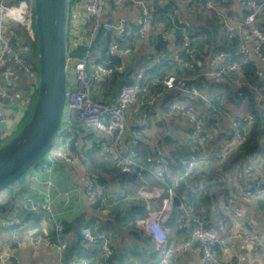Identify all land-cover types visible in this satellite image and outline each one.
I'll use <instances>...</instances> for the list:
<instances>
[{
	"label": "built area",
	"instance_id": "1",
	"mask_svg": "<svg viewBox=\"0 0 264 264\" xmlns=\"http://www.w3.org/2000/svg\"><path fill=\"white\" fill-rule=\"evenodd\" d=\"M27 0H19L18 3H9L8 0H0V95L4 98L7 91L13 89L14 75L6 60H12L15 64L23 67L25 74L36 84L38 82V68L25 63V56L30 50V43L26 42L17 48L11 35L8 32V21L13 20L22 25L26 31L29 40H36V31L34 26V9ZM125 1L132 2L140 7V17L136 24L139 27L138 33H144L146 22L150 17V11L144 0H114L115 3ZM221 1L224 0H185L189 4L191 11L200 13L213 12L217 15L221 23V33L228 37L229 50H216L212 52L213 57L209 59L210 65L217 69L218 74H228L230 76H244L241 65L235 64L237 56L242 57V64H253L256 67L258 75L257 82L264 83V23L259 20L260 13L264 8V0H238V3L245 8L242 18L231 20V18L221 9ZM107 0H86L85 14L82 28L75 23L69 26L67 39V69L69 78V89L66 102V109L61 131L56 140L49 148L48 154L44 159V166L50 172L53 169L55 161L62 160L67 164H72L76 160L75 148L78 147L74 141L75 134L79 130L97 131L106 134L110 147V154L115 155V163L119 166L121 174H130L134 176L133 183L136 191L129 196L125 191L119 195L109 193L102 185L96 171L86 169L82 166L83 175L86 177L85 196L91 206L95 207L99 213L110 212V210L120 203L122 198H144L147 201V214L144 217L136 219L135 225L140 231L149 235L151 242L156 250L160 252V257L155 264H169L174 256L183 254L191 239H198L201 243V259L204 264H236L233 259H225L219 255L218 247L226 249L228 238H222L217 231L215 224L207 222L205 217L196 212L192 206L183 200L178 189L183 180L186 184L189 180L188 190L190 197L194 196L198 190L203 189L207 174H210L208 167L220 162L225 158L223 153L213 152L210 149L208 140L212 137L210 131L204 128L203 118L200 115L197 106L194 103L195 98H200L206 102L207 106L214 112H220V102L215 103L214 97L219 96L211 89L208 84L200 85L192 76H184L177 69L173 68L162 76H155L149 80L148 71L152 67L160 66L171 61L176 67L185 66L191 68V61L197 63L202 61V56L198 43H195V36H191L189 31H193V25L187 18L188 12L175 8L172 12L174 19L172 25H165L161 30V36L169 41L167 48L156 53L147 55L146 72H138L136 77L119 86L115 99L105 100L98 96V82L116 73H122L125 69L123 61H114L111 57L99 59L94 57L90 50L80 53L81 47L87 45L92 47L97 34L101 31L105 33H114L120 39H126V43L132 40L133 29L131 21L121 16L116 20L105 19ZM29 3V6H28ZM187 15V16H186ZM189 17V16H188ZM178 31L184 35L183 43L177 47L176 39ZM194 33V31L192 32ZM136 39V38H134ZM256 40L255 49L258 53V59L251 55L248 44L251 40ZM129 41V42H130ZM171 46L179 49L173 50ZM114 54L131 53L133 46L113 47ZM110 54V52H108ZM146 67V68H147ZM235 70L237 71L235 73ZM234 71V73H231ZM152 85H155L157 91L152 92ZM171 93H182L194 96L193 102L178 100V103L169 105V113L177 117H186L189 120V133L197 140V144L191 147V150L184 156L180 165H175L171 161L168 152L160 145L155 146L153 152L154 158L150 164H138L135 157L137 150L128 151L124 145V136L127 132V115L130 110L137 111L141 106L142 120L138 127L132 129L134 136L140 137V131L143 126H147L149 118H156L154 106H150L157 97L164 91ZM259 102L264 103V84L258 88ZM146 96V97H145ZM222 96V95H221ZM145 97V98H144ZM218 101L219 97H218ZM25 100L22 99L24 104ZM142 103V104H141ZM150 107V108H149ZM152 113L149 114V113ZM13 114H2L1 120L8 122L13 118ZM255 121L253 112L247 113L244 117H237L233 122L234 138L240 145L252 123ZM14 134V131L0 127V144L6 141ZM75 148H74V147ZM92 146L80 149V157L85 158L86 150ZM178 166V167H177ZM201 169V179H192L193 173ZM148 169V170H147ZM150 172L152 177L160 181V185L150 183V178L146 172ZM238 172V181L245 182V175ZM191 179V180H190ZM216 180L215 178L208 179ZM246 195L251 199H260L264 205V185H255L254 183L244 184ZM123 190V189H122ZM105 191V192H104ZM207 193V191L205 192ZM151 200L157 201V209L151 208ZM190 200V198H189ZM218 202L222 211L225 213H236L244 217L246 207L238 205L235 197L220 194ZM190 205V206H189ZM50 197L39 200L38 198L25 201L24 212H38L54 221L55 238L58 239L61 248L67 246V241L62 234L65 230V223L62 219L53 216ZM175 221L179 230H190L188 239L181 247H176L170 242V229L168 222ZM25 223V217L12 216L2 219V224L7 226L22 227ZM246 229H238L232 232L229 238L243 239L252 245L254 253L264 259V232L255 227L249 219H245ZM31 244L38 249L44 245L53 244L51 235L46 231H37L31 234ZM100 243V263L92 260L76 261L72 263L61 264H110L114 248L108 235L104 232H93L90 226H84L81 229V243L83 245ZM17 247L19 243L15 241L10 246L0 247V264H23L18 258Z\"/></svg>",
	"mask_w": 264,
	"mask_h": 264
},
{
	"label": "crops",
	"instance_id": "2",
	"mask_svg": "<svg viewBox=\"0 0 264 264\" xmlns=\"http://www.w3.org/2000/svg\"><path fill=\"white\" fill-rule=\"evenodd\" d=\"M175 1V8H179L182 11L193 12L191 11L189 4L185 3V0H174V3ZM144 2L150 11V17L146 22V29L144 33H138L139 27L137 24L135 25L140 17V7L138 5L129 1L115 3L114 0H107L106 2L107 8L104 16L105 19L116 20L121 16H125L131 22L135 23L131 25L133 32L130 34V37L132 35V40H129L130 42L128 41L129 45L131 43L134 44L131 53L123 54L122 56L120 54H114L116 52L115 50L111 51L110 54L108 51L101 52L99 56H97L99 59H107L109 57L117 60L121 59L120 61H123L126 66L124 71L120 73V76L115 77V75H111L98 82V96L102 99H115L119 90V85L122 82L134 79L138 72L142 70H145L146 72L148 71L147 55L159 52L155 48L157 36L158 34L161 35V30L165 25L169 23V25H172L171 21L174 19V17H172L173 10L170 14L169 21H162L160 19L161 16L166 15L162 9L165 0H155L156 7L153 6L154 0H144ZM85 3L86 0H70L69 26L77 23L82 28L84 14L86 11ZM220 6L221 9L231 18V20L242 18L245 12V8L238 3V0L221 1ZM187 18L189 19L188 16ZM259 20L264 23V8L260 13ZM7 26L8 32L14 42L19 40L20 43L22 42L20 45L26 42L30 43L22 25L13 20H9ZM178 34L182 33L178 32ZM135 35H137V37H135ZM95 39L93 42L94 45L96 44ZM116 39H118V42ZM183 39V34L182 39H176V43L178 44L177 47H179L180 43H183ZM110 40L112 49L115 46L118 48L126 47V39H120L115 34H112ZM227 45H229L228 39ZM255 45L256 40L253 39L249 42L248 48L251 55L258 59V53L256 52ZM177 47L171 46L173 50L180 48ZM99 48L102 47L99 46ZM214 51L216 50H207V52L210 53ZM200 52L201 56H205L207 53H205L203 49H200ZM207 55L209 56V54ZM205 58L206 61L209 60V57ZM6 63L11 67L14 75L13 89L10 90L13 94L8 107L3 106L0 103V127L5 126L15 133L32 109L33 100L36 94V84L25 74V72L20 70L19 65L15 64L12 60L7 59ZM161 66L163 67L164 65L152 68L155 69ZM178 68L179 67H176L175 69L179 72ZM191 70L192 68L186 67L184 72H181V74L184 76H195L196 74L190 75ZM109 86L111 88H109ZM115 87L117 90H115ZM222 88H220V90ZM234 88H236L235 85ZM256 88L257 89L253 90V96L256 101H254V103L264 108V103H260L258 99L260 93L258 91L259 86H256ZM220 90L217 91L216 88H214L213 91L218 95L223 92H220ZM155 91H157V88L155 85H152V92ZM169 93L170 92L165 90L162 95L159 96L155 107V109L159 112V118H153L146 127H140L141 131L139 138L133 136L132 129L138 127L140 124V121L142 120L141 112L143 107L140 106L137 111L130 110L128 112L126 120L128 128L124 136V145L129 152L134 149L138 151L137 156H135V154H131V152L129 153L131 154V157H135L138 164H150L155 155L153 154L155 146L160 145L165 148L168 153L169 151H173V156L176 160H179L175 163V165H179L180 159L185 154L187 155L192 146L197 144V140L189 133V120L187 121L186 117L181 116H178L177 120L169 113V101L166 103V96L170 95ZM218 97L219 96L214 97L216 104L218 102ZM22 99L25 100L24 104L22 103ZM179 100L185 101V99ZM0 102L6 104V102L1 99ZM194 103L196 104V101ZM228 104L229 107H231L229 99ZM224 107L227 108L226 103ZM211 111L212 114L204 111L207 116L203 118L204 128L212 134L208 143L213 152L223 153L225 155L224 159L215 164L223 163L228 165L229 159L227 158V154L231 153L232 155L237 156V150L239 149V145L234 138L235 130L233 122L231 120L228 122L229 125L225 127V123H222V118L218 116V114L213 115L214 111ZM2 114H13L14 117L8 122H3L1 120ZM163 119L164 126L161 125V128L156 127L155 122H159V120ZM170 122L172 123V126L170 125ZM163 131H165V134ZM73 137L74 141L78 144L77 148L73 146L76 154V160L74 163L67 164L62 160H58L53 164V169L50 172L46 167L43 168L45 160L35 163V167L38 171L44 172L48 175V178H46L43 182V185L37 183L38 176L36 174L30 175L27 182L18 180L19 182L1 187L0 247L10 246L17 241L19 243V247H17L18 258L23 262V264H61L85 260H92L100 263L101 257L98 254L100 253L99 242H94L88 245L78 243L81 229L87 225L90 226L95 233L104 232L108 235V237L110 236L109 239L113 242L112 246L114 248L113 254L109 259L110 264H152L153 261L157 262L160 257V252L154 248L149 235L140 231L139 227L135 225L137 218L144 217L147 214V203L144 198H122L120 199L121 205L114 208L116 206L115 205L111 210V214V211L102 213L97 212L95 207L89 205L85 196L84 190L86 177L83 175L82 166L86 169L96 171L101 184H103L102 186L111 194L119 195L120 192L126 190L128 195L132 196L136 191V186L133 183L135 180L134 176H131L130 174H121L118 164L115 163V155L110 154V145L108 143L107 135L97 131L79 130ZM89 144H92V146L86 150L85 158L81 159L80 149L88 147ZM170 144L174 145V150L172 151L169 146ZM95 149L99 150L96 151ZM259 149L261 150H259L258 153H251L243 157L240 156L241 158L238 159L237 163H235L234 168L221 169L217 172L218 174L222 173L224 176L223 179H220L219 176L218 179L215 178L216 180L207 181L213 177L211 174H207L206 183L203 189L198 190V192L194 194V196L197 195L198 197V199L195 200V206L194 202H190L192 208L194 210L196 209V212L203 215L208 223L216 225L217 231L222 238H228L227 248L222 249L218 247L217 249L221 257L225 259H233L236 264H264V259L254 253L250 243H247L240 238H229L233 231L246 229V225L244 223L246 218L249 219L255 227L264 232L263 201L252 197L251 199L248 198L244 187L245 183L264 185V161H261L260 158L264 154V145ZM141 159L145 161L141 162ZM230 159H232V157ZM240 171H242L241 173L245 175L246 180L244 183L238 181L237 174ZM201 173L202 170L200 168L197 169L191 176L192 179L200 180ZM146 175H148L147 179H151V184H155V186L160 185V181L152 177L149 171L146 172ZM219 181L221 183L216 185ZM126 182H128V186L125 184ZM188 186L189 180L187 184L185 183L182 191H180V188L178 189L179 196L187 202L191 201L193 197H190L191 193L188 190ZM57 188H59V194L64 197V200L58 204L54 203L52 199L54 198L53 191ZM206 191L207 193H205ZM220 194L233 196L237 200L238 205L246 207L244 217L239 216L236 213L231 214L222 211L220 203L218 202V196ZM201 196L206 199L207 197L211 198V202H207V200L201 201ZM35 197L39 200L50 197L53 216L57 219H62L65 223V230L62 236L67 241L66 247L61 248L58 239L55 238L56 235L53 220L49 219L47 215L45 216L43 212H24L25 210L23 205L25 201L28 199H34ZM153 202L157 205L156 200ZM154 205L151 203V208H154ZM141 209L144 211L137 212V216L134 215L135 211H140ZM127 214L136 217L133 219L128 218L130 221H126L123 218H125ZM12 216H24V225L22 227H14L2 224V219H7ZM167 224L170 229V242L174 246L181 247L188 239H191L189 236L190 230H188L187 233L188 228L179 230L174 220L168 222ZM45 228L53 234L51 235V239L54 243L44 245L36 249L31 244V234L37 231H42ZM169 264H204L201 259L200 241L198 239H191L190 243L187 245L186 251L183 252V254L174 256L171 261H169Z\"/></svg>",
	"mask_w": 264,
	"mask_h": 264
},
{
	"label": "water",
	"instance_id": "3",
	"mask_svg": "<svg viewBox=\"0 0 264 264\" xmlns=\"http://www.w3.org/2000/svg\"><path fill=\"white\" fill-rule=\"evenodd\" d=\"M70 0H32L37 38L38 82L32 109L19 130L0 144V186L48 152L63 124L69 89L67 39ZM169 41L157 36V51ZM13 92L0 99L6 104ZM182 181L180 191L183 190Z\"/></svg>",
	"mask_w": 264,
	"mask_h": 264
},
{
	"label": "trees",
	"instance_id": "4",
	"mask_svg": "<svg viewBox=\"0 0 264 264\" xmlns=\"http://www.w3.org/2000/svg\"><path fill=\"white\" fill-rule=\"evenodd\" d=\"M27 1L29 2L30 0H27ZM8 2L16 4V3L19 2V0H8ZM153 6L156 7L155 0H154V5ZM175 6H176V1L174 3V0H165L164 6L162 7V9L166 13V15L161 16L160 19L162 21H166V20L169 21L170 20V14H171L172 10L174 11ZM199 14H201V13L200 12L199 13L195 12L194 15H190L192 17L191 22H192V25H193L194 33H192L193 31H189L191 36H195L196 37L194 41H195V43H198L199 48L200 49H204V46H205V47L208 48L209 51H213V50H229L230 48H229V45H227V39H228L227 36H225L224 38L222 37V40H221L220 44L215 45V46L212 45L211 47L207 46L208 43H217L216 40H218L222 36L220 34L219 29H218L219 28L218 26H220L221 23L218 21V18H217L216 14L214 15L216 18L212 15L213 13H207L206 16L204 15L206 17L205 18L206 22H204V21H202V20H200L198 18V16H200ZM211 16H213V17H211ZM211 22H213L215 24L213 29L210 28V25H211L210 23ZM112 34H114V33H112ZM112 34L111 33L107 34V33L99 32V34L97 35V37L95 39L96 44L94 45V43H93L94 46L92 45V47H90V48L87 45H84L83 47H81L80 53H82V52H84L86 50H90L92 52L93 56L97 57V56H99V54L101 52H107V51L111 52L112 51V45L110 44V42H111L110 39H111ZM203 36H205V38H203ZM135 37H137V35H135ZM177 39H179V40L182 39V34H178L177 35ZM116 41L118 42V39H116ZM14 43H15V46L17 48H19V46H20V44L22 42L20 43V41L18 40V41H15ZM125 45H129V44L126 43ZM125 45H123V46H125ZM130 45L133 46L134 44L131 43ZM99 46L102 47V48H99ZM206 52H207V50H205V53ZM113 60L118 62L121 59L117 60V59L114 58ZM36 62H37V39L36 40H30V50L27 52V54L25 56V63L27 65L35 66ZM234 62L237 65H241V67L243 69L242 73L244 74V76L241 77V80L244 81L246 84L243 85L241 88H239L234 82H232V84L235 85L236 90L233 91L232 95L231 94L229 95V97H228L229 101L232 102L236 107L243 108L242 107V103L244 101L243 99L248 97V101H250V103H251L250 111L255 114V121L252 123L251 128H249V131L245 135V138H244L243 142L239 145L240 147L237 150L238 151L237 152V156L238 157L236 156L234 158L232 164L229 165V162H228V165L223 164V163H219V164L213 165L212 167L211 166L208 167V170H209L211 176H213L212 178H217V179H218L217 176H219V174L217 172H219L221 169H228V168L232 169V168H234L235 167V161L240 159L241 158L240 156L243 157V156H247L248 154H251V153L252 154L258 153L259 148L264 145V108L261 107L260 105L254 103L255 97L253 96V90L257 89L256 86H259L261 88L264 83H262L261 81L257 82L258 75L256 73V67L253 64H248V65L242 64V57L241 56H237V58H235ZM163 65H164L163 67L161 66V67H158V68H155V69L151 68L150 71H148L149 78H147L146 80H149V79H151V78H153L155 76H162V75L166 74L167 72H169L170 70H172L173 68H176L175 64L173 62H171V61H169V62H167L166 64H163ZM19 67H20V70H22L24 72L23 67L20 66V65H19ZM236 72L237 71L235 70V73ZM231 73H234V71H231ZM114 75H115V77H117V76H120V73L118 72V73H116ZM229 77H232V76L229 75ZM115 79H117V78H115ZM122 83H126V81H124ZM220 88H222V87H217L216 90L219 91ZM115 90H117L116 87H115ZM231 90H233V88H231ZM171 94L175 95L177 93H171ZM233 94L236 95V96L238 95L239 97H237V99L233 100L234 99L233 98ZM180 98L182 100V99L185 98V96H180ZM238 98H242V99L238 100ZM192 100H194V98ZM195 101H196L197 110H198L200 115H202L204 117L207 116V114L205 115L204 111L207 112V113L210 112V114H212L211 108H209L207 106L205 101H203L200 98H195ZM174 102L175 101L170 102V107L172 105L178 103V102H176V103H174ZM172 103H174V104H172ZM30 112H31V110H30ZM222 113L226 114L225 111L223 110L222 106L220 108V112H213V114H218L219 116ZM29 115H30V113H29ZM29 115H28V117H29ZM171 116L178 120V117L175 114H172ZM184 156H186V154ZM44 158L45 157H43V159ZM260 158H261V161H264V154ZM181 159H180V161H181ZM144 161L145 160L141 159V162H144ZM147 164H149V163H147ZM179 165H180V163H179ZM43 168H45L44 163H43ZM213 171H215V174H212ZM18 177L19 176H17L16 178H14L12 181H10L9 183L5 184L4 186H7L8 184L14 182ZM220 183L221 182L219 181L216 185H218ZM196 199H198L197 195L193 196L191 201H188V203L190 204V202H194V206H195V200ZM200 199H201V201L207 200V202H211V198H209V197H207V199H206V198H203L201 196ZM120 205H121V203L116 205L114 208H116L117 206H120ZM143 211H144L143 209H141L140 211H135L134 215H136L137 212H143ZM111 214H112V211H111ZM136 216H130V215L127 214V216L125 218H123V219L127 221L128 218H132L133 219ZM117 217H118V215H117ZM128 221H130V220H128ZM66 226H67V224H66ZM67 228H68V226H67ZM78 243L81 244V234H80V237L78 239ZM111 244H113L112 241H111ZM98 254H100V253H98ZM111 262H112V259H111ZM154 263L155 262L153 261L152 264H154Z\"/></svg>",
	"mask_w": 264,
	"mask_h": 264
},
{
	"label": "rangeland",
	"instance_id": "5",
	"mask_svg": "<svg viewBox=\"0 0 264 264\" xmlns=\"http://www.w3.org/2000/svg\"><path fill=\"white\" fill-rule=\"evenodd\" d=\"M28 6H29V3H28ZM190 10V9H189ZM194 13L195 12H188V15H189V21H190V23L192 24V22H191V19H192V17L190 16V15H194ZM198 13V12H197ZM209 13H213V12H209ZM200 16H198V18L200 19V20H202V21H204V22H206V20H205V16L207 15V13H201V14H199ZM202 15V16H201ZM205 15V16H204ZM213 16L215 15L214 13L212 14ZM213 16H211V17H213ZM215 17V16H214ZM216 18V17H215ZM133 23H135V22H131V25H133ZM211 25H210V28L211 29H213L214 28V26H215V24L213 23V22H211L210 23ZM135 25H136V23H135ZM219 28V31H220V34L222 35L218 40H216L217 41V43H208V47H211L212 45H218V44H220V42H221V40H222V37L224 38L225 36H224V34H222L221 33V26H218ZM203 38H205V36H203ZM204 51L205 50H208V48L207 47H205L204 46V49H203ZM207 54H209V56L207 55ZM211 56L213 57V54H211L210 52H207L206 54H205V56H202V61L201 62H199V63H197L196 61H191V63H192V70H191V73H190V75H195V76H192V77H194L195 78V81L198 83V84H200V85H204V84H208L210 87H211V89L212 90H214V88H217V87H223L221 90H220V92H222V93H219L218 95H219V102H220V104H221V106H222V108H223V110L225 111V113L226 114H224V113H222V114H220V117L222 118V123H225V127L227 126V125H229V123L228 122H230L231 120H232V122H234L235 120H237V117L238 116H240V117H244L247 113H249V112H251L250 111V107H251V103H250V101H248V97L247 98H244L243 100V103H242V107L243 108H241V107H236L232 102H231V107H229V104H228V97H229V95L231 94L232 95V93H233V91H235L236 90V88L234 89V85L232 84V82H234L239 88H241L243 85H245L246 83L244 82V81H242V80H240V77L239 76H232V77H229V73L228 74H218V73H216L217 72V69H215L213 66H211L210 65V62H209V60H205L206 58L205 57H209V59L211 58ZM35 67L36 68H38L39 69V65H38V60H37V62H36V65H35ZM179 69V72L181 73V72H184V70L186 69V67H184V66H181V67H179L178 68ZM121 75V74H120ZM111 83V82H110ZM120 86V85H119ZM249 86V85H248ZM250 87V86H249ZM109 88H111L110 86H109ZM231 88H233V90H231ZM110 90V89H109ZM178 95V96H177ZM222 95V96H221ZM180 96H185V101L187 102V103H189V102H192L193 100V98H194V96H192V95H185V94H182V93H177V94H175V95H172V94H170V95H167L166 97V103L168 102V104L170 105V102H172V101H175V102H178V100L179 99H181L180 98ZM237 97H239L238 95L236 96V95H234L233 94V100H235V99H237ZM35 98V97H34ZM159 99V97H157V99L150 105V106H154V112H155V117L156 118H159V112L155 109V107H156V104H157V100ZM240 99H242V98H238V100H240ZM33 102H34V100H33ZM230 102V101H229ZM3 106H9L10 104H3L2 102H0ZM166 103H165V105H166ZM225 103H226V107L227 108H225L224 107V105H225ZM224 104V105H223ZM150 108V107H149ZM258 109V108H257ZM168 113V112H167ZM149 114H151L152 115V113L150 112ZM29 115V114H28ZM214 115V114H213ZM219 116V115H218ZM27 118H28V116H27ZM27 118L25 119V121L27 120ZM24 121V122H25ZM163 121H164V119L163 120H159V122H155V125H156V127H159V128H161L162 126H164V124H163ZM24 122L23 123H21V125H20V127H19V129L21 128V126L24 124ZM151 122V120H150V118H149V123ZM162 125V126H161ZM170 125L172 126V123L170 122ZM145 128V127H144ZM18 129V130H19ZM17 132V131H16ZM15 132V133H16ZM164 132V134H165V131H163ZM14 133V134H15ZM132 134H133V131H132ZM161 134H162V132H161ZM133 136H134V134H133ZM58 137V135L56 136V138ZM56 138H55V140H56ZM5 142V141H4ZM3 142V143H4ZM2 144V143H1ZM170 146V149H171V151L172 150H174V145L173 144H170L169 145ZM186 146V145H185ZM240 146H238V148H239ZM262 149V148H261ZM261 149H259V150H261ZM96 151L97 150H99V149H95ZM50 151V150H49ZM48 151V152H49ZM48 152L46 153V155L48 154ZM93 152H94V150H93ZM173 152V151H172ZM172 152H170L169 151V153H167L168 155H169V158H170V160L171 161H173V162H175V163H177L179 160H176L175 159V157L173 156V154H172ZM45 155V156H46ZM44 156V157H45ZM229 156V157H228ZM232 157V159H230ZM236 157V155H232L231 153H228L227 154V158L229 159V165L230 164H232L233 163V160H234V158ZM43 159V158H42ZM42 159H40L39 161H37V162H41L42 161ZM57 161H55V163H56ZM238 162V160L237 161H235V163H237ZM36 165H35V163L34 164H31L30 166H28V168L26 169V170H24L22 173H20V175H19V177L16 179V181H14V182H12V183H15V182H19V181H22V182H27V180L29 179V176L30 175H36L37 174V176H38V180H37V183L38 184H41V185H43V182L46 180V178H48V175H46L44 172H41V171H38L37 169H36V167H35ZM212 174H215V171H213V173ZM55 176V175H54ZM219 176H220V179H223L224 178V176L222 175V173H220L219 174ZM219 176H217V177H219ZM55 179V178H54ZM19 180V181H18ZM129 182V181H128ZM128 182H126L125 184H127V186H128ZM186 182V181H185ZM11 184V183H10ZM9 184V185H10ZM101 185H103V184H101ZM1 187L2 186H0V190H1ZM44 187H45V185H44ZM53 197L54 198H52L53 199V202L54 203H59V202H61L62 200H64L63 198V196L62 195H60L59 194V188H57V189H54V191H53ZM154 200H151V202H152V204L154 205L155 203L153 202ZM145 202L147 203V201L145 200ZM88 203H89V205H92L93 203H90L89 201H88ZM158 208V206L155 204L154 205V208L153 209H157ZM43 231H46V232H48L50 235H53V234H51L46 228L43 230Z\"/></svg>",
	"mask_w": 264,
	"mask_h": 264
}]
</instances>
